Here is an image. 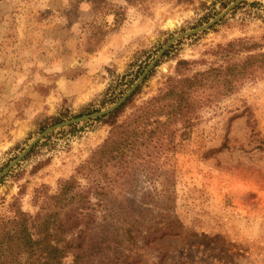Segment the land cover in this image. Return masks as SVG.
Masks as SVG:
<instances>
[{"label": "rangeland", "instance_id": "374dc122", "mask_svg": "<svg viewBox=\"0 0 264 264\" xmlns=\"http://www.w3.org/2000/svg\"><path fill=\"white\" fill-rule=\"evenodd\" d=\"M233 1L106 0L125 10V20L87 53L89 0H0V170L53 118L114 103L169 38ZM237 39L264 52V1L243 2L173 43L119 120L164 87L178 60L203 63L195 71L219 65L225 58L216 47ZM108 131L92 120L46 136L0 180V217L16 206L34 215L40 196L75 175ZM180 147L164 165L137 170L100 197L89 264H264V73L203 108Z\"/></svg>", "mask_w": 264, "mask_h": 264}, {"label": "trees", "instance_id": "16d2710c", "mask_svg": "<svg viewBox=\"0 0 264 264\" xmlns=\"http://www.w3.org/2000/svg\"><path fill=\"white\" fill-rule=\"evenodd\" d=\"M89 3L92 14L86 24L85 51L93 53L123 25L125 10L106 0ZM259 48L243 39L218 45L216 51L225 61L204 70H194L203 64L200 61L178 60L164 87L129 114L119 120L139 87L122 106L97 119L109 126L108 135L78 165L76 174L59 181L54 194L41 195L34 215L16 206L11 217H0V264H65L67 257L71 264H89L85 254L100 197L133 178L137 170L164 165L180 152L181 136L189 134L203 108L264 73V52ZM238 52L246 55L234 61L227 58ZM59 121L52 119L55 124Z\"/></svg>", "mask_w": 264, "mask_h": 264}, {"label": "water", "instance_id": "95a60500", "mask_svg": "<svg viewBox=\"0 0 264 264\" xmlns=\"http://www.w3.org/2000/svg\"><path fill=\"white\" fill-rule=\"evenodd\" d=\"M246 1H264V0H234L231 2L227 7H225L220 13L216 14L214 18L209 20L207 23L176 34L169 38L161 47L160 49L155 53V55L152 57V59L146 64L142 72L137 76V78L134 80V82L128 87V89L111 105L108 107L101 109L99 111L85 114L79 117H75L72 119L64 120L59 123L53 124L51 126H48L44 130H42L39 134H37L26 146L25 148L12 160L10 161L4 168L0 170V180L8 174L18 163H20L23 158L30 152V150L38 144L40 141H42L46 136L51 134L54 131L60 130L65 127H69L71 125L79 124L86 121H92L97 120L99 118L105 117L109 115L110 113L114 112L117 108L122 106L126 102V100L134 93V91L142 84L143 80L148 76L150 71L155 67L156 63L159 61V59L163 56L165 51L168 50V48L175 42H177L179 39H182L184 37L192 36L198 33H201L213 25H215L217 22H219L226 14H228L230 11H232L236 6L242 4Z\"/></svg>", "mask_w": 264, "mask_h": 264}]
</instances>
